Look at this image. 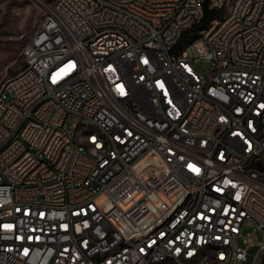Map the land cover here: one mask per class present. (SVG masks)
<instances>
[{"label":"built area","instance_id":"built-area-1","mask_svg":"<svg viewBox=\"0 0 264 264\" xmlns=\"http://www.w3.org/2000/svg\"><path fill=\"white\" fill-rule=\"evenodd\" d=\"M228 1L45 6L0 86V264H264V0Z\"/></svg>","mask_w":264,"mask_h":264},{"label":"rangeland","instance_id":"rangeland-1","mask_svg":"<svg viewBox=\"0 0 264 264\" xmlns=\"http://www.w3.org/2000/svg\"><path fill=\"white\" fill-rule=\"evenodd\" d=\"M55 0H0V86L13 77L22 68L21 56L26 42L43 20L45 6ZM229 0L226 12L232 4ZM186 52L192 56L190 48ZM200 71H206L205 63L197 65ZM80 120L68 116L65 123L69 126L78 125Z\"/></svg>","mask_w":264,"mask_h":264},{"label":"bare ground","instance_id":"bare-ground-1","mask_svg":"<svg viewBox=\"0 0 264 264\" xmlns=\"http://www.w3.org/2000/svg\"><path fill=\"white\" fill-rule=\"evenodd\" d=\"M240 3V0H233L232 4L228 8L226 12V16H234L235 9L237 8V4ZM191 49V41H187L184 43V49ZM238 72L239 73H247V64H238ZM80 122L87 121V114H75ZM64 135H71V128H64ZM106 145V134L104 132H97V146H105ZM254 218V209L246 210V219ZM157 264H164V261H157Z\"/></svg>","mask_w":264,"mask_h":264},{"label":"trees","instance_id":"trees-1","mask_svg":"<svg viewBox=\"0 0 264 264\" xmlns=\"http://www.w3.org/2000/svg\"><path fill=\"white\" fill-rule=\"evenodd\" d=\"M212 16H213V14H212L211 12L206 11V12H205V15H204V18H203V20L200 22V24L194 26V28H193L191 31L185 33V34L182 36V38H181V40H180L179 43H180V44H181V43H186V42H187V39H188V34H189L190 32H195V31H197L198 28L200 29V28L205 27V26L207 25V23H208V20H209Z\"/></svg>","mask_w":264,"mask_h":264}]
</instances>
